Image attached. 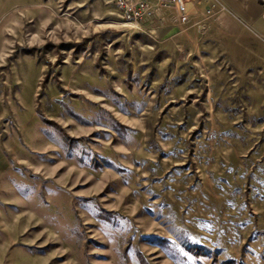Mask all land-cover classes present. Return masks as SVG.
Wrapping results in <instances>:
<instances>
[{
    "label": "rangeland",
    "instance_id": "374dc122",
    "mask_svg": "<svg viewBox=\"0 0 264 264\" xmlns=\"http://www.w3.org/2000/svg\"><path fill=\"white\" fill-rule=\"evenodd\" d=\"M257 5L0 0V264H264Z\"/></svg>",
    "mask_w": 264,
    "mask_h": 264
},
{
    "label": "built area",
    "instance_id": "2783aa9c",
    "mask_svg": "<svg viewBox=\"0 0 264 264\" xmlns=\"http://www.w3.org/2000/svg\"><path fill=\"white\" fill-rule=\"evenodd\" d=\"M118 15L126 22L133 25L139 24L151 13L159 10L160 7L166 6L172 8L177 13V18L181 22L189 19L188 6L201 4L203 2L217 0H112ZM264 3V0H261Z\"/></svg>",
    "mask_w": 264,
    "mask_h": 264
},
{
    "label": "crops",
    "instance_id": "0c3cea01",
    "mask_svg": "<svg viewBox=\"0 0 264 264\" xmlns=\"http://www.w3.org/2000/svg\"><path fill=\"white\" fill-rule=\"evenodd\" d=\"M217 3L223 5L230 12L241 17L248 22H254L259 16V8L257 5V0H217ZM199 4H193L188 6V13L194 12ZM201 5V4H200ZM2 115V108L0 105V120Z\"/></svg>",
    "mask_w": 264,
    "mask_h": 264
}]
</instances>
